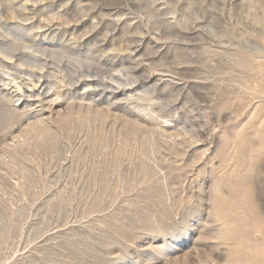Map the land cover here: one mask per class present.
I'll return each instance as SVG.
<instances>
[{
	"label": "rangeland",
	"instance_id": "1",
	"mask_svg": "<svg viewBox=\"0 0 264 264\" xmlns=\"http://www.w3.org/2000/svg\"><path fill=\"white\" fill-rule=\"evenodd\" d=\"M0 264H264V0H0Z\"/></svg>",
	"mask_w": 264,
	"mask_h": 264
}]
</instances>
